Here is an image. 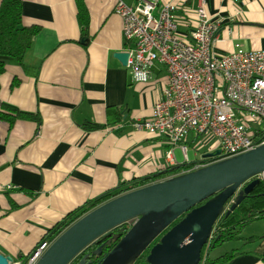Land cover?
<instances>
[{
	"label": "crops",
	"instance_id": "0c3cea01",
	"mask_svg": "<svg viewBox=\"0 0 264 264\" xmlns=\"http://www.w3.org/2000/svg\"><path fill=\"white\" fill-rule=\"evenodd\" d=\"M21 1L23 25L40 31L22 65L7 61L0 110L10 105L37 114L40 124L19 119L9 128L0 120V253L17 261L68 214L163 170L169 148L166 138L134 127L163 97L168 72L154 63L146 81H136L114 57L127 49L116 0ZM159 2L177 7L178 33L186 37L195 25L197 0ZM207 15L221 21L217 54L235 44L264 49V0H207ZM196 138L190 133L187 144ZM6 185L13 189L6 191ZM240 237L212 258L235 251L240 254L224 264H264V219L245 226Z\"/></svg>",
	"mask_w": 264,
	"mask_h": 264
},
{
	"label": "built area",
	"instance_id": "2783aa9c",
	"mask_svg": "<svg viewBox=\"0 0 264 264\" xmlns=\"http://www.w3.org/2000/svg\"><path fill=\"white\" fill-rule=\"evenodd\" d=\"M176 10L173 3L159 0H137L133 5L116 0L114 7L123 23L127 67L136 81H146L154 63L164 65L168 72L163 97L154 104L150 117L135 122L134 127L167 139L166 166L178 164L174 150L179 149L183 164L191 166L183 174L264 144V128L250 127L256 121L264 122V49L248 50L235 44L231 52L219 55L215 38L221 21L208 17L207 0H197L195 25L186 37L178 33ZM190 133L197 138L187 144ZM205 135L214 145L204 153L220 150L219 155H199ZM190 145L192 162L188 159ZM52 241L40 240L24 261L9 264H36Z\"/></svg>",
	"mask_w": 264,
	"mask_h": 264
},
{
	"label": "water",
	"instance_id": "95a60500",
	"mask_svg": "<svg viewBox=\"0 0 264 264\" xmlns=\"http://www.w3.org/2000/svg\"><path fill=\"white\" fill-rule=\"evenodd\" d=\"M114 57L127 66L128 53L117 52ZM219 154L220 150H216L202 157ZM262 174L264 144L197 170L127 191L103 202L65 228L36 264H70L87 247L99 244L123 224H130V228L124 235L113 237L116 244L98 264H134L148 248L147 264H199L216 220L223 214L229 215L251 193ZM159 236V241L151 245ZM103 245L93 254L100 255ZM87 257L84 255L77 264H90ZM12 260L0 253V264H9Z\"/></svg>",
	"mask_w": 264,
	"mask_h": 264
},
{
	"label": "trees",
	"instance_id": "16d2710c",
	"mask_svg": "<svg viewBox=\"0 0 264 264\" xmlns=\"http://www.w3.org/2000/svg\"><path fill=\"white\" fill-rule=\"evenodd\" d=\"M22 16L23 6L21 0H0V76L6 71V64L9 59L15 61L19 65L23 64L25 54L30 50L34 37L40 31V27L37 25L24 26L22 23ZM83 21V28H85L87 21L86 16H83ZM14 82L16 84L17 79L13 80L12 86L14 85ZM19 119L33 120L36 122L37 126L40 124V119L37 114L24 113L10 105L2 106L0 110V120L6 122L9 128H11ZM85 127L89 129L94 128L89 127L88 124L85 125ZM190 167L189 164L183 163L174 166H166L163 170H160L158 173L149 177L135 180L129 185H120L109 193L89 201V203L80 210L68 214L62 221L58 222L52 229H50L42 239L53 240L65 228L103 202L138 187L178 175L184 169L187 170ZM183 216L184 215L174 221L168 229L174 226ZM262 219H264V178L259 179V183L253 187L251 193L246 195L243 201L229 215L226 216L223 214L216 220L213 226L212 235L201 251L199 264H224L235 255L240 254L239 252L236 253L235 251H232L216 258L210 257V254L215 247L223 242L238 240L241 238L240 234L245 226ZM129 226L130 224H123L115 228L108 237L103 239L99 244H91L70 264H77L84 255L88 256L86 261L90 262V264H98L104 255L107 254L116 244L117 241L113 237L116 235H124L129 229ZM160 236L156 238L151 245L158 242ZM101 244H104L101 248V254H93ZM149 249L150 248L146 249L134 264H147L145 259L149 253ZM261 260L264 262V255L261 256Z\"/></svg>",
	"mask_w": 264,
	"mask_h": 264
},
{
	"label": "rangeland",
	"instance_id": "374dc122",
	"mask_svg": "<svg viewBox=\"0 0 264 264\" xmlns=\"http://www.w3.org/2000/svg\"><path fill=\"white\" fill-rule=\"evenodd\" d=\"M250 127L252 128V130L262 129V128H264V122L256 121L255 123H251ZM188 144H190V143H188ZM213 145H214V140L212 138H210L209 135H205L202 144L199 145V147H198L199 155L201 156L204 152L207 151L208 148L212 149ZM175 158H176V162L177 163H183V161H184V158H183V155L181 154V152L180 153L176 152ZM188 159H189L190 162H192L193 159H194V149L191 146H190V148L188 150ZM129 228H130V226H129ZM236 245L237 244H234V242H231V243H230V241L229 242H225L222 246L217 247L210 254V257L212 258L213 256H216L217 254H219L221 252H224L225 250H229V248L234 247ZM207 248H206V250H207Z\"/></svg>",
	"mask_w": 264,
	"mask_h": 264
},
{
	"label": "flooded vegetation",
	"instance_id": "af4514ba",
	"mask_svg": "<svg viewBox=\"0 0 264 264\" xmlns=\"http://www.w3.org/2000/svg\"><path fill=\"white\" fill-rule=\"evenodd\" d=\"M146 261V260H145Z\"/></svg>",
	"mask_w": 264,
	"mask_h": 264
}]
</instances>
